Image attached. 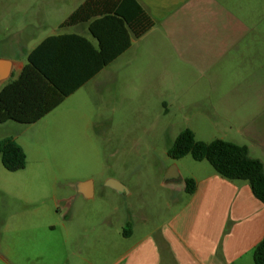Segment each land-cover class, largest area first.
Returning <instances> with one entry per match:
<instances>
[{
    "label": "rangeland",
    "instance_id": "374dc122",
    "mask_svg": "<svg viewBox=\"0 0 264 264\" xmlns=\"http://www.w3.org/2000/svg\"><path fill=\"white\" fill-rule=\"evenodd\" d=\"M84 2L0 0V56L25 64L47 37L80 34L60 26ZM233 6L242 27L221 26L197 42L148 32L37 123L0 124V142L14 140L27 157L24 170L9 172L0 156V264H110L126 209L157 228L175 194L163 186L168 171L189 176L200 165L168 155L185 129L197 141L257 149L252 156L264 163V131L245 105L264 98V0ZM86 38L96 44L88 30ZM19 75L15 69L9 81ZM111 179L132 195L108 188ZM84 182L93 198L79 194ZM85 227L91 234L72 235ZM101 228L107 248L96 238Z\"/></svg>",
    "mask_w": 264,
    "mask_h": 264
},
{
    "label": "crops",
    "instance_id": "0c3cea01",
    "mask_svg": "<svg viewBox=\"0 0 264 264\" xmlns=\"http://www.w3.org/2000/svg\"><path fill=\"white\" fill-rule=\"evenodd\" d=\"M138 2L155 21L148 34H156L163 41L197 42L205 36L215 35L221 26L228 30L236 25L243 26L230 12L235 0ZM74 28L80 33L78 35L86 37L88 24ZM231 35L228 37L234 43L241 38L235 33ZM0 59L12 61L10 78L15 69L21 73L26 64L18 58L0 56ZM10 78L0 83V90ZM245 105L253 113L250 121L264 131V98ZM248 150L255 158L252 155L257 149ZM199 164L189 176L180 173L178 180L163 183L175 194L168 206V217L157 228L149 229L145 217H137L130 207L126 209L117 228V240L112 244L115 253L110 264H255L253 252L264 239V203L256 198L247 182L227 180L202 162ZM187 179L196 183L193 194L186 192ZM90 192V198H93V185ZM128 195L132 193L119 194ZM107 221L108 214L105 213L101 222ZM92 230L85 227L72 235L86 236ZM99 230L96 238L107 248L108 231ZM75 256L84 258L82 250Z\"/></svg>",
    "mask_w": 264,
    "mask_h": 264
},
{
    "label": "trees",
    "instance_id": "16d2710c",
    "mask_svg": "<svg viewBox=\"0 0 264 264\" xmlns=\"http://www.w3.org/2000/svg\"><path fill=\"white\" fill-rule=\"evenodd\" d=\"M83 24H88L96 44L77 34L50 36L39 43L19 77L0 90V124L37 123L148 33L155 21L138 0H85L60 28ZM168 155L173 160L191 156L196 162L207 161L221 177L247 182L264 203V164L250 156L248 147L220 139L197 141L194 133L185 129ZM0 156L9 172L26 168V154L12 139L0 142ZM185 183L186 192L193 194L195 181L187 179ZM253 257L255 264H264V239Z\"/></svg>",
    "mask_w": 264,
    "mask_h": 264
},
{
    "label": "water",
    "instance_id": "95a60500",
    "mask_svg": "<svg viewBox=\"0 0 264 264\" xmlns=\"http://www.w3.org/2000/svg\"><path fill=\"white\" fill-rule=\"evenodd\" d=\"M12 71V61L6 59H0V83L6 81L10 78ZM180 178V172L174 167L169 170L167 173L165 182L178 180ZM106 186L112 190H114L118 194L127 193L126 187L116 181V180H108ZM92 187L91 182H84L78 184V192L83 195L86 199L91 197L90 189Z\"/></svg>",
    "mask_w": 264,
    "mask_h": 264
}]
</instances>
